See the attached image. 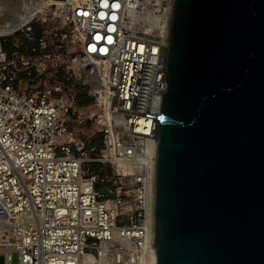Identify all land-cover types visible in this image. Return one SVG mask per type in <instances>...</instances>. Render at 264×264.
Instances as JSON below:
<instances>
[{"label":"built area","instance_id":"built-area-1","mask_svg":"<svg viewBox=\"0 0 264 264\" xmlns=\"http://www.w3.org/2000/svg\"><path fill=\"white\" fill-rule=\"evenodd\" d=\"M57 1L25 51L0 44V253L81 264L93 248L103 264H151L166 36L154 30L170 0Z\"/></svg>","mask_w":264,"mask_h":264},{"label":"water","instance_id":"water-1","mask_svg":"<svg viewBox=\"0 0 264 264\" xmlns=\"http://www.w3.org/2000/svg\"><path fill=\"white\" fill-rule=\"evenodd\" d=\"M154 264H264V0H170Z\"/></svg>","mask_w":264,"mask_h":264},{"label":"bare ground","instance_id":"bare-ground-1","mask_svg":"<svg viewBox=\"0 0 264 264\" xmlns=\"http://www.w3.org/2000/svg\"><path fill=\"white\" fill-rule=\"evenodd\" d=\"M52 3V0H0V36H5L8 34L13 33L17 29L24 26L29 20L32 18L42 15L45 12V9L48 5ZM57 5H59V2H55ZM13 8L16 10L13 11ZM129 15L132 17L135 16L132 11L129 12ZM148 20L151 18L147 16ZM146 17L144 19L147 20ZM130 19V16H129ZM132 19V18H131ZM131 19L129 20V24H132ZM153 23L151 24V26ZM157 25L156 33L161 34L162 36L165 35L164 31L166 32V27L163 25ZM110 40L112 38H109ZM165 43V40L163 41ZM139 51L143 49L142 45L138 46ZM158 47L155 45H152L153 52H161V49L158 51ZM100 64L99 62H97ZM139 123H141V120H139ZM146 125L150 126V121L145 122ZM145 131H148V128H145ZM150 141L153 144V147L155 145V141L150 139ZM119 169V168H118ZM133 169L129 168L127 166L122 167V172H132ZM154 251V248H153ZM103 264V257L102 255L97 256L93 255L91 253H87L84 255V257L81 259V264ZM151 264H154V257L152 259Z\"/></svg>","mask_w":264,"mask_h":264},{"label":"rangeland","instance_id":"rangeland-1","mask_svg":"<svg viewBox=\"0 0 264 264\" xmlns=\"http://www.w3.org/2000/svg\"><path fill=\"white\" fill-rule=\"evenodd\" d=\"M54 1L56 0H52V3H54ZM52 3H50V5L47 6V8L45 9V12L42 15L36 16L34 18H32L31 20H29L24 26H22L21 28L17 29L16 31H14L11 34L5 35V36H0V44L4 47V44L11 46L12 48H17V49H21L23 51H25L28 48V41L26 40L25 34L28 31L27 28H29V33H33L34 35H37L40 31V22L42 20H50L53 10H54V6L52 5ZM16 8H13V11H15ZM46 23L52 24L50 21H47ZM5 49V48H4ZM7 51H11L6 49ZM81 97L79 98V103L83 104L80 102ZM90 103V102H89ZM88 104V103H87ZM94 174H96L97 176L99 175V168L95 167L93 170ZM97 187L100 189H106L107 186L102 184L101 182L97 181ZM86 252L91 253L93 255H96V250L93 248H86L85 249ZM0 264H5V259L2 253H0Z\"/></svg>","mask_w":264,"mask_h":264},{"label":"trees","instance_id":"trees-1","mask_svg":"<svg viewBox=\"0 0 264 264\" xmlns=\"http://www.w3.org/2000/svg\"><path fill=\"white\" fill-rule=\"evenodd\" d=\"M4 48H5V49H8V50H11V49H12L11 46H8V45H6V44H4ZM90 101H91V100H90L89 98H86L85 96H84V97H81V99H80V102L83 103V104H87V103H89Z\"/></svg>","mask_w":264,"mask_h":264}]
</instances>
